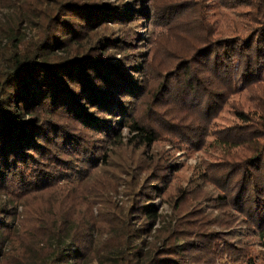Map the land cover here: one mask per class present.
Listing matches in <instances>:
<instances>
[{"label":"trees","instance_id":"16d2710c","mask_svg":"<svg viewBox=\"0 0 264 264\" xmlns=\"http://www.w3.org/2000/svg\"><path fill=\"white\" fill-rule=\"evenodd\" d=\"M99 1L63 0L35 22L27 23V27L13 20L10 28L3 29L0 264H185L180 259L159 257L156 245L147 239L153 231L157 232L155 225L161 218L158 207L151 203V195H165L172 181L170 170L158 171L157 163L152 172L156 184L150 186L151 194L144 192L140 176L127 185L131 204L124 207L117 227L97 220L102 211L99 205L106 202L96 201L106 194L91 193L99 182L90 183V178L94 177L92 171L99 169L97 162L101 155L103 164L111 163L114 149L124 145L121 132L113 125L125 120L112 124L108 117L116 111L123 116L128 114L125 99L130 93L123 80L125 64L112 52L116 48L115 39L95 30H91L95 32L92 35L88 29L109 17L105 12L122 13V8L116 12ZM231 1L256 9L258 3H264V0ZM67 12L75 15L70 17ZM120 15L124 17V13ZM247 15L248 22H255L259 28L246 38L233 36L207 41L190 62L179 64L171 73L176 84L171 87V80H166L157 92L162 97L177 92L179 98L191 99L193 107L200 109L201 118L195 126L199 138L193 143L203 146L210 135L214 138L211 145L218 146L224 158L219 164L213 163L215 169L219 167L221 178L211 181L222 192V204L233 209L247 227L257 232L264 247L261 97L252 111L236 110L238 124L221 128L213 124L232 96L264 85V18L259 21L250 11ZM94 37H97L95 43ZM143 86L146 83L137 84L136 92L141 93ZM127 126L131 142L142 147L155 143L153 128L136 120ZM88 132L97 134L99 139L110 137V148L101 152L85 138ZM91 158L94 160L88 163L92 165L87 166L84 160ZM63 180L76 184L70 191L83 188V194L76 199L84 207L67 217L58 213L50 223L40 219L35 224L21 226L15 199ZM94 207L99 210L96 214ZM135 216H139L137 225L133 222ZM164 234L170 243L168 249L176 251L177 240L182 236L176 229ZM241 249L237 255L245 253Z\"/></svg>","mask_w":264,"mask_h":264},{"label":"rangeland","instance_id":"374dc122","mask_svg":"<svg viewBox=\"0 0 264 264\" xmlns=\"http://www.w3.org/2000/svg\"><path fill=\"white\" fill-rule=\"evenodd\" d=\"M61 1L0 0V39L5 35L3 29L10 28L13 20L27 27V23L35 22L36 18L50 12V8ZM99 2L116 12L122 8L124 13L123 17L122 13L105 12L109 17L97 21L88 29L92 35L100 32L115 39L116 48L112 52L117 53V58L125 64L123 76L126 79L123 80H126L125 87L130 89V93L125 99L128 114L123 116L116 111L108 117L112 124L116 120H125L113 125L121 132L124 145L114 149L111 163L103 164L101 155L97 162L99 169L93 170L94 177L90 178V183L99 182L95 183V190L91 189V193L106 194L96 201L106 202L99 205L102 211L97 220L100 224L117 227L121 223V214L126 210L124 207L131 204L127 185L140 176L144 192L151 194L150 186L156 184L152 172L157 163L158 171L170 170L172 179L165 195H151V203L158 207L161 218L155 225L157 232L153 231L147 239L156 245L159 257L180 259L185 264H264V247L257 232L247 227L238 213L222 204V192L211 181L222 176L219 167L215 169L213 163L222 162L223 152L218 146L211 145L214 140L211 135L203 146L193 143L199 138V129L195 130V126L201 118L200 109L193 107L191 99L184 101L179 98L177 92L168 93L166 97L158 93L161 84L172 79L171 73L177 66L190 62L192 55L207 41L233 36L246 38L251 31L259 28L255 22H248L247 12L256 14L259 21L263 19V1L258 3V9L235 4L231 0ZM67 13L70 17L75 15ZM96 39L93 38L94 43ZM170 82L173 83L171 87L176 84V80ZM144 83L146 86L141 93H137V84ZM259 96L264 106V85L232 96L213 124L217 128L238 124L236 110L252 111ZM133 120L154 129L156 141L151 147H142L130 141L131 133L127 125ZM85 138L101 152L110 148V137L99 139L97 134L88 132ZM81 158L84 156L81 155ZM90 160L94 158L84 160L87 166L92 165L88 163ZM55 184L15 199L21 226L35 224L40 219L44 220L43 223H50L58 213L67 217L84 207L80 199H76L83 194V188L70 191L76 184L66 183V180ZM93 210L95 214L99 211L97 207ZM138 217H133L135 225L139 224ZM174 229L182 236L177 240L176 251L168 249L170 243L164 239V231ZM239 248L245 253L237 255Z\"/></svg>","mask_w":264,"mask_h":264}]
</instances>
